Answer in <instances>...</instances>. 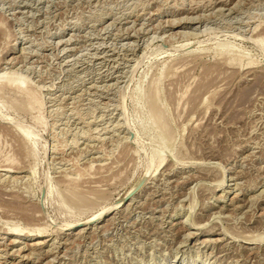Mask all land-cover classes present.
<instances>
[{"label": "rangeland", "instance_id": "obj_1", "mask_svg": "<svg viewBox=\"0 0 264 264\" xmlns=\"http://www.w3.org/2000/svg\"><path fill=\"white\" fill-rule=\"evenodd\" d=\"M257 33L264 0H0V78L28 88L0 91V165L28 169L0 172V199L42 204L51 238L15 251L32 240L11 244L19 218L0 200V264H264ZM74 194L84 205L68 203ZM109 207L79 234L59 233Z\"/></svg>", "mask_w": 264, "mask_h": 264}, {"label": "bare ground", "instance_id": "obj_2", "mask_svg": "<svg viewBox=\"0 0 264 264\" xmlns=\"http://www.w3.org/2000/svg\"><path fill=\"white\" fill-rule=\"evenodd\" d=\"M233 8V7H232ZM221 9V8H220ZM258 35H257V37L255 38V39H257V40H259V41H263V43H264V35L263 34H261V33H257ZM263 35V36H262ZM254 37V36H253ZM254 39V40H255ZM257 40H255V41H257ZM261 43V42H260ZM200 49V48H199ZM199 49H197V50H199ZM201 50V49H200ZM165 52H167V50H165ZM188 52H190V53H192V52H195V50H189ZM235 56V55H234ZM233 57V56H232ZM236 59V58H235ZM231 60V59H230ZM248 63H250V62H248ZM1 66V65H0ZM195 68V67H194ZM249 68H252L253 69V67H249ZM1 71H3L1 68H0V77L2 78L3 76H1L3 73L1 72ZM2 73V74H1ZM4 73H9V72H5L4 71ZM4 76H6V79H4V80H1V78H0V91H2V90H4L5 88H13L14 90H16V91H19V92H22V91H27V87H25L26 86V84L25 85H23L24 83V81L23 82H21V81H17V80H12L11 78H7V75H4ZM9 77H10V74L8 75ZM12 77V76H11ZM5 78V77H4ZM17 78V77H16ZM19 78V77H18ZM256 78V77H255ZM13 79H14V77H13ZM154 87V86H153ZM156 88V87H155ZM9 90V89H8ZM155 90V89H154ZM153 90V91H154ZM5 91V90H4ZM30 91V90H29ZM137 91V90H136ZM6 92V91H5ZM155 92V91H154ZM10 93V92H9ZM14 93V92H13ZM153 92H151V94H152ZM157 92H155V94H153V95H151V98L149 97V100H152V102H153V99L155 98V95H157L156 94ZM1 94V93H0ZM18 94V93H17ZM20 94V93H19ZM3 95V94H2ZM144 95V94H143ZM19 96V95H18ZM20 96H21V94H20ZM148 96V95H147ZM150 96V95H149ZM153 96V97H152ZM7 97V96H6ZM145 98H147V97H145ZM158 98V97H157ZM7 99V98H6ZM19 99H22V98H19ZM31 99H33V98H31ZM156 99V98H155ZM155 99H154V101H155ZM148 100V99H147ZM14 101V100H13ZM23 101V100H22ZM35 101H38V100H35ZM156 101H157V99H156ZM11 102V101H10ZM24 102V101H23ZM27 102V101H26ZM39 102V101H38ZM1 103V102H0ZM150 103V102H149ZM154 103V102H153ZM27 104V103H26ZM10 105V104H9ZM12 105H13V103H12ZM152 105V104H151ZM151 105H149V109H152L151 108ZM5 106H7V105H5ZM4 106V107H5ZM15 106V108H16V105H14ZM29 106V105H28ZM8 107V106H7ZM9 107H11V106H9ZM20 107V106H19ZM24 107V106H23ZM26 107H27V105H26ZM14 108V107H13ZM25 108V107H24ZM160 108V107H159ZM21 109H23L22 107H21ZM24 110V109H23ZM139 110V109H138ZM149 111V110H148ZM0 112H1V105H0ZM134 112V111H133ZM144 112V111H143ZM150 112H152V111H150ZM150 112H149V114H150ZM1 114V116L3 115L4 116V118L5 119H9V117H6L4 114H2V113H0ZM158 114V113H157ZM134 115V114H133ZM154 115H155V113H154ZM153 116V115H152ZM152 116H151V118H152ZM156 117V116H155ZM159 117V116H158ZM153 119V118H152ZM158 119V118H157ZM156 119V120H157ZM35 120H37V118L35 119ZM140 120V119H139ZM143 120V119H142ZM159 120V119H158ZM157 120V121H158ZM154 121H155V119H154ZM156 121V122H157ZM5 123H6V120H5ZM5 123H4V126H5ZM142 123V122H141ZM160 123V122H159ZM157 124V123H156ZM6 125H8V124H6ZM139 125V124H138ZM141 126V125H140ZM8 127V126H7ZM20 127V126H19ZM6 128V127H5ZM28 128V127H27ZM150 128V127H149ZM20 129H21V131H22V133H24L25 131H26V129H24L23 128V126L22 127H20ZM6 130V129H5ZM9 130V129H8ZM7 130V131H8ZM11 133V132H10ZM22 133H21V135H22ZM13 134V133H12ZM25 134V133H24ZM12 136V135H11ZM16 136V135H15ZM14 135H13V137H15ZM19 135H17V137H18ZM12 137V138H13ZM16 137V138H17ZM21 140H23V137L21 136V137H19ZM162 138H163V136H162ZM18 140V141H21V140ZM154 139V138H153ZM159 139H161V137L159 138ZM164 139V138H163ZM12 140V139H11ZM152 140V139H151ZM162 140V139H161ZM14 141V140H13ZM15 141H17V140H15ZM18 141L16 142L17 143V145H18ZM24 141V140H23ZM23 141H21L22 142V144H23ZM155 141H156V139H155ZM164 141V140H163ZM20 142V143H21ZM19 143V144H20ZM26 143V142H25ZM160 143H161V141H160ZM165 143V141L163 142V144ZM15 144V143H14ZM13 144V146H15ZM165 144H167V143H165ZM26 145V144H25ZM24 145V146H25ZM21 146V145H20ZM20 146H19V149H20ZM24 146H22L23 148H25ZM46 146V145H45ZM45 146H43V155H44V153H45V151L47 150L46 149V147ZM165 146V145H164ZM168 146V145H167ZM163 147V146H162ZM169 148V147H168ZM14 149V148H13ZM15 149H17V147H15ZM22 151H23V149H21ZM32 150V149H31ZM17 151V150H16ZM19 152H20V150H18ZM48 154H49V152H51V155L50 156H52L53 154H55V153H59V152H57V149L56 150H54L53 148L51 149V150H49L48 149ZM46 152V153H47ZM21 153V152H20ZM19 154V153H18ZM22 154V153H21ZM21 154H19V155H21ZM17 155V154H16ZM42 155V156H43ZM46 155V154H45ZM156 155V154H155ZM49 156V157H50ZM23 157V156H22ZM46 157V156H45ZM159 157V161L157 162V164H154L153 165V168L149 171V172H147V174L148 175H150V174H152V173H154L156 170H157V168L162 164V162H163V160L165 159V157H162V156H158ZM43 158V157H42ZM53 158V157H52ZM20 159V157H18V160ZM24 160V159H23ZM6 161V160H5ZM21 160H19L18 162L16 161L15 163H10L9 162V164H6V165H0V172H4V173H18V172H22V171H25V170H28V169H25L26 168V165L23 163V162H20ZM40 163V162H39ZM29 167H30V169H31V171H32V173L34 174L35 172H34V167H35V164L33 163V164H31V165H29ZM27 168H28V166H27ZM107 168V167H106ZM231 168V167H230ZM100 171H101V169L100 168H98ZM96 171H97V169H96ZM98 172V171H97ZM102 172V171H101ZM93 173H96V172H93ZM99 174H100V172H99ZM146 174V175H147ZM2 175V174H1ZM96 175H97V173H96ZM105 175V174H104ZM145 175V174H144ZM146 175L144 176V180H145V178H146ZM68 177V176H67ZM66 176H65V179H64V177H61V178H63V179H61L62 181H63V183H65L69 188H76L75 186L76 185H78V184H80V183H76L77 181H74V178H67ZM96 177V176H95ZM23 178V177H22ZM94 178V177H93ZM102 178V177H101ZM77 180V179H76ZM86 180V179H85ZM88 180V179H87ZM94 180V179H93ZM93 180H90L91 182L93 181ZM1 181H2V179H1ZM95 182H100L99 180H98V178H95V180H94ZM102 181H103V178H102ZM85 182H87V181H85ZM94 182V183H95ZM219 182V181H218ZM223 182V181H222ZM222 182H221V184H222ZM84 183V182H83ZM88 183H90V182H88ZM236 183V182H235ZM91 184H93V182L91 183ZM2 185V184H1ZM58 185V184H57ZM64 185V184H63ZM83 185V184H82ZM103 185V184H102ZM101 186V185H100ZM141 186V185H140ZM1 187V186H0ZM89 187V186H88ZM92 187H94V186H92ZM102 188V187H101ZM58 189V188H57ZM92 188H90V190H91ZM102 191V189L100 190V189H94V192H96V194H97V192H101ZM50 192V191H49ZM75 192V191H74ZM93 192V191H92ZM102 193V192H101ZM10 194V193H9ZM14 194V193H13ZM55 193L53 192V195H54ZM60 194V193H59ZM95 194V193H94ZM95 194V195H96ZM133 194V193H132ZM131 194V195H132ZM12 195V194H11ZM57 195V194H56ZM64 195V194H63ZM75 195V194H74ZM5 196H7V195H5ZM25 196V195H24ZM58 196V195H57ZM12 197V199L9 201V202H6V203H4L3 202V199L1 200L3 203V206L7 209V207H8V209L9 210H12L13 212L10 214L11 215V217H12V215L14 214V216L13 217H15V218H19V220L16 222V223H18L19 221L20 222H23L24 221V223L23 224H25V225H27L28 227V229L25 231V229H23V230H20L19 229V227H18V224H16V223H14L12 226H10L8 229H6L5 230V232H6V234L7 235H9V237H11V238H13V239H11V244H13V245H18V244H22V243H24V242H21L19 239L20 238H22V239H29V240H32V241H30V242H28V243H25V245H23V246H20V247H18L15 251H20V252H22L24 249H26V247H28V246H32L31 248H33V250H36V249H40V248H43V245L45 244V243H47V241L45 242V239H47L48 237H49V234H48V230H49V227H50V225H49V223L47 224V225H42V223L44 222V223H46L45 221H43V220H45V218L43 219V216L42 215H40L39 213L38 214H36L37 212H41V207H42V204H40V205H38L37 203H31V202H29L28 200H26V198H24L23 196H20L19 194H14V195H12L11 196ZM46 197V196H45ZM44 197V198H45ZM60 197V196H59ZM82 197H84V196H82ZM82 197H78L77 195H75V199L74 198H70L69 199V197H67L68 199H67V201H68V203H70V205L71 204H79V202H81V201H84V199H82ZM222 197H224V195L222 196ZM56 198V197H55ZM9 199V198H8ZM66 199V198H65ZM87 199V198H86ZM36 200V199H35ZM0 201V202H1ZM5 201V200H4ZM88 201H90V200H88ZM42 202V201H41ZM119 202V201H118ZM131 202V201H130ZM59 203V202H58ZM82 203V202H81ZM81 203L79 204V205H81ZM84 203V202H83ZM82 203V204H83ZM117 203V202H116ZM69 205V206H70ZM78 205V206H79ZM84 205V204H83ZM120 204H117L116 206H119ZM2 206V207H3ZM61 206V205H60ZM116 206L114 207V208H116ZM1 207V206H0ZM45 207V206H44ZM64 208V207H63ZM103 208V207H102ZM6 209H4V210H6ZM108 209V210H107ZM107 209H100L99 210V212H97V214L95 213V215H93L92 216V218H90V219H87L86 217H83V218H73V219H71L72 217H70V219L68 218V219H65V221H64V223H61L62 224V226H63V228H61L59 231V233H63V234H66L67 235V233L68 234H74V233H80L83 229H77V227H78V225H85V224H87L90 220H92V219H99V218H101V216L103 215H105V212L107 211H110L111 209H113V208H107ZM4 210H2L3 211V214H4V217H5V214H6V212L4 213ZM8 210V211H9ZM43 210V209H42ZM62 210V209H61ZM7 211V210H6ZM8 211H7V214H8ZM10 212V211H9ZM96 212V211H95ZM103 212H104V214H103ZM45 213V212H44ZM44 213H42V214H44ZM83 213V212H82ZM93 213V212H92ZM2 214V213H1ZM67 214V213H66ZM10 215H8V216H10ZM62 215V214H61ZM65 215V214H64ZM70 215V214H69ZM7 216V215H6ZM91 216V215H90ZM106 216V215H105ZM13 217H12V219H13ZM47 218H48V216H46ZM14 218V219H15ZM67 218V217H66ZM1 219V218H0ZM23 220V221H21V220ZM49 219V218H48ZM52 219H53V217H52ZM11 220V219H10ZM41 220L43 221L42 223H41ZM54 220V219H53ZM14 221V220H13ZM55 221V220H54ZM93 221V220H92ZM9 222V221H8ZM20 224V223H19ZM174 224V223H173ZM181 224H182V229H183V233H184V237H186V238H188V237H190V236H192V232H190V230H189V228L190 227H188V224H186V223H183V222H181ZM195 226V225H194ZM196 226H197V224H196ZM195 226V227H196ZM77 229V231L76 232H73V230L72 229ZM84 228V227H83ZM198 228V227H197ZM20 231H22V232H20ZM24 231V232H23ZM58 231V230H57ZM67 231V233H64V232H66ZM186 232V233H185ZM195 234H196V232H195ZM194 234V235H195ZM60 235V234H59ZM181 235V234H180ZM254 236V235H253ZM184 237H183V239H184ZM245 237V236H244ZM185 238V239H186ZM49 239V238H48ZM51 239V238H50ZM49 239V240H50ZM67 239V238H66ZM246 239V241H249V242H251V241H255L256 239H254V238H251V237H246L245 238ZM250 239V240H249ZM261 239V238H260ZM207 240V239H206ZM181 241H183V240H181ZM187 241V240H186ZM203 241H205V239L204 240H202L201 242H203ZM207 241H209V240H207ZM56 242V241H55ZM51 243V242H50ZM183 243V242H182ZM185 243V242H184ZM187 243V242H186ZM181 244V243H180ZM57 248V247H56ZM32 250V249H31ZM66 250V249H65ZM14 251V252H15ZM35 252V251H34ZM52 253V252H51ZM50 253V254H51ZM32 255V254H31ZM38 255V254H37ZM37 258V257H36Z\"/></svg>", "mask_w": 264, "mask_h": 264}, {"label": "water", "instance_id": "obj_3", "mask_svg": "<svg viewBox=\"0 0 264 264\" xmlns=\"http://www.w3.org/2000/svg\"><path fill=\"white\" fill-rule=\"evenodd\" d=\"M144 174L138 179V181L133 185V187L129 190V192L127 193V196L131 195L132 193H134L139 187L140 185L143 183L144 181ZM43 196V192L40 193V198H42Z\"/></svg>", "mask_w": 264, "mask_h": 264}]
</instances>
